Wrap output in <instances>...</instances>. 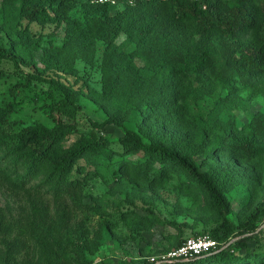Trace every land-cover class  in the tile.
<instances>
[{"label":"rangeland","instance_id":"obj_1","mask_svg":"<svg viewBox=\"0 0 264 264\" xmlns=\"http://www.w3.org/2000/svg\"><path fill=\"white\" fill-rule=\"evenodd\" d=\"M187 1L197 16L208 11L203 0ZM212 2L215 16L230 12L236 3ZM70 6V25H56L23 18V0H0V35L15 38L26 30L33 45L30 54L23 49L19 70L10 61L0 66V107L17 103L5 129L11 134L28 126L71 121L75 130L60 142L57 152L90 134L107 140L109 146L100 155L78 160L71 184L47 178V166L28 171L26 158L0 150V210L12 224L11 235L0 239V264L137 263L184 239L208 234L223 217L237 225L264 197V74L252 76L242 58L250 48L257 53L256 61L263 62L256 46V24L264 20L260 5L247 6L256 24L231 37L180 20L172 0L116 6L107 16L91 0H73ZM151 20L155 27L139 33L136 24L149 28ZM103 21L118 33L107 55L111 64L105 66L112 67L106 76L107 86L113 88L112 101L101 98L108 92L103 67L107 44L84 42ZM134 27L130 38L126 31ZM44 53L72 66L71 72L46 67ZM31 75L70 88L80 107L74 116L66 117L50 98L48 85L28 79ZM159 93L177 97L173 117L179 120H167L164 133L186 138L187 146L202 144L204 152L197 155L195 165L215 180L226 202L222 215L181 171L158 172L157 163L140 169L144 156L124 153L117 143L123 135L120 127L96 126L114 112L137 131L144 97ZM230 129L258 135L256 160H243L235 151L234 156L211 151L226 143ZM201 131L210 140L200 138ZM253 236L248 250L264 254V219ZM238 239L232 238L228 246ZM14 243L24 245L18 254L10 251Z\"/></svg>","mask_w":264,"mask_h":264},{"label":"trees","instance_id":"obj_2","mask_svg":"<svg viewBox=\"0 0 264 264\" xmlns=\"http://www.w3.org/2000/svg\"><path fill=\"white\" fill-rule=\"evenodd\" d=\"M25 9L21 15L28 21H38L42 23H50L59 25L67 23L70 25L68 16L70 4L73 0H23ZM157 0H115L114 5L95 4L91 0V4L98 8L107 16L108 12L116 6H130L132 4H145ZM233 9L219 15L214 14L211 10L213 7L212 0H203L207 3L208 11H204L197 16L190 11V5L187 0H172L177 8V14L180 20L193 24L201 25L204 29L216 30L219 34L231 37L234 33L241 32L256 24L248 15V5L257 2L261 10L264 12V0H235ZM138 32L144 34L155 27V21H150L149 28L141 24H136ZM258 27V35L256 37L257 50L262 54L263 62H257V53L246 49L243 53L245 68L251 72L252 76L264 74V20L256 24ZM115 27L109 22L103 21L99 31L90 30V35L84 37V42H94L97 40L104 41L106 45L105 59L103 61L104 80L106 81V90L101 95L108 101H112L113 88L107 86V73L111 72L112 67L105 69L111 63L107 61V55L114 46L115 37L118 35ZM125 31V29H124ZM130 38H134L135 27L132 31H126ZM67 38L71 37V30H66ZM81 34H87L82 32ZM30 47V48H29ZM32 47V49H31ZM28 49V54L32 53L33 45L26 30H20L15 38L7 39L0 35V66L6 61H10L13 67L19 70L21 53L23 49ZM37 49L36 47H34ZM44 52V51H43ZM52 53V52H50ZM50 53H44L42 56V64L46 67H54L57 71L71 72L72 66L63 62H54ZM242 55V53H240ZM50 56V57H49ZM28 79L37 83H45L50 91V98L56 99L62 113L72 118L79 107L77 104L78 97L66 85L55 80L41 79L38 76H28ZM177 97L172 93H159L157 97H144L143 105L138 111L139 129L133 130L126 127L120 115L114 112L108 113L107 118L102 123H95L98 128L105 125L113 124L120 127L123 135L118 138L117 143L123 148L124 153L139 154L144 156V161L140 165V169H149L153 164H158V172H167L169 170H179L188 179L189 183L198 187L209 199L214 211L222 215L227 207L223 195L220 193L215 180L212 176L200 172L195 165V158L202 154V144L194 143L187 146L183 142L186 138L178 135H166L163 128L165 122L171 120L177 122L179 119L173 117V111ZM17 103L10 102L0 107V150L5 148L8 155L26 158L28 163V171H34L37 167L47 166L49 173L47 178L62 180L66 183H72L73 169L78 160L84 157H95L100 155L108 146V141L97 139L95 134L83 137L71 147L64 151L57 152L56 148L60 142L68 135L74 132L75 128L71 121L59 120L53 127H45L42 125H33L19 129L16 133L8 134L5 127L11 115L16 111ZM260 133V131H259ZM199 137L209 139L207 133L201 131ZM228 139L226 143L214 147L211 151L225 152V154H239L241 159L246 161L256 160L259 157L260 149L256 147L259 142L256 133H244L242 131L234 132L232 129L227 131ZM224 141V142H225ZM235 144V146H233ZM201 148L198 150V147ZM206 151V150H205ZM234 156V155H233ZM217 160V158H216ZM264 219V197L257 202L247 214L240 219L237 225H233L223 217L222 222L213 227L208 235L217 243L214 250L208 254L201 255L190 261H175L169 264H264V254L251 252L247 248V243L254 237L253 234L258 228V222ZM12 233V224L7 215L0 210V239L8 238ZM203 235V234H202ZM201 234L196 235L202 236ZM234 237H240L233 244L222 251V247L230 242ZM184 239L182 242H184ZM182 242L178 243L174 248L178 247ZM24 249L22 243H14L10 248L13 254H18ZM170 250V249H169ZM243 250V255H238L235 251ZM162 250L160 252H166ZM217 251V252H216ZM219 251V252H218ZM158 252V253H160ZM154 253L142 261L130 264H152L149 257L156 255ZM167 264V263H165Z\"/></svg>","mask_w":264,"mask_h":264},{"label":"built area","instance_id":"obj_3","mask_svg":"<svg viewBox=\"0 0 264 264\" xmlns=\"http://www.w3.org/2000/svg\"><path fill=\"white\" fill-rule=\"evenodd\" d=\"M95 4L114 5L115 0H92ZM217 243L208 235L187 238L178 247L149 257L152 264H169L175 261H190L214 250Z\"/></svg>","mask_w":264,"mask_h":264},{"label":"water","instance_id":"obj_4","mask_svg":"<svg viewBox=\"0 0 264 264\" xmlns=\"http://www.w3.org/2000/svg\"><path fill=\"white\" fill-rule=\"evenodd\" d=\"M228 247V244H226L224 247H222L219 251H222V250H224L225 248H227ZM218 251V252H219ZM217 252V251H216Z\"/></svg>","mask_w":264,"mask_h":264}]
</instances>
